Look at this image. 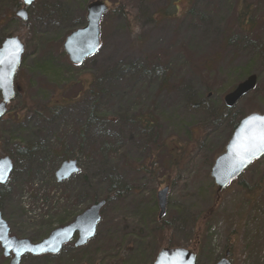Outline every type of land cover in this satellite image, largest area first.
Segmentation results:
<instances>
[{
	"label": "rangeland",
	"instance_id": "rangeland-1",
	"mask_svg": "<svg viewBox=\"0 0 264 264\" xmlns=\"http://www.w3.org/2000/svg\"><path fill=\"white\" fill-rule=\"evenodd\" d=\"M92 1L36 0L23 21L21 0H0V41L19 36L25 45L13 112L0 118V157L14 164L0 184L10 235L40 242L109 198L85 245L74 239L58 254L25 255L20 264H153L165 246L194 245L197 217L217 197L211 168L231 131L212 118L217 101L256 74V89L232 110L264 111V0H176L162 15L169 0H102L109 11L101 49L75 67L63 44L86 24ZM119 8L125 12H112ZM24 100L37 109L16 118ZM55 100L60 107L39 111ZM141 115L158 120L151 134L171 150L148 143L135 121ZM169 153L181 158L177 164ZM64 160H77L80 171L58 182ZM218 204L212 226L196 239L198 264H215L229 243L231 264H264V157ZM3 252L0 245V264H9Z\"/></svg>",
	"mask_w": 264,
	"mask_h": 264
},
{
	"label": "water",
	"instance_id": "water-1",
	"mask_svg": "<svg viewBox=\"0 0 264 264\" xmlns=\"http://www.w3.org/2000/svg\"><path fill=\"white\" fill-rule=\"evenodd\" d=\"M21 1L26 7L31 6L35 2V0H32L31 3H27L26 0ZM108 10V5L102 0L90 2L87 6L86 24L66 36L63 48L74 66H82L86 59L95 55L101 49V21ZM17 16L23 21H27V9L25 7L21 8L17 11ZM17 43L20 48L18 52L16 50ZM24 51L25 45L19 36L6 38L0 47V59L4 61V63L0 64V74L4 77L3 84L0 85L2 95L0 118L6 115L8 105L16 97L14 78L21 66ZM257 84V75H248L246 79L238 83L233 90L225 95L224 104L226 107L233 109L237 102L256 89ZM253 116L264 117V111L262 113L252 112L243 117L228 140L224 152L214 161L211 168V177L217 186L218 194L227 188L232 181L241 177L255 161L264 157V150H262L258 151L250 162L243 159L244 141L242 140V132L245 128V122ZM13 168L14 164L9 156L0 157V170L3 172V179H0L1 185H5L8 182ZM79 171L80 166L77 160H66L61 163L55 176L58 182H64L79 173ZM168 191L169 188L165 187L158 192L159 218H162L166 213ZM105 204V200L92 204L78 215L73 222L56 228L48 237L38 243H33L29 239H19L15 236H10L8 223L0 211V243L6 256L10 255L11 252L14 255L10 264H19L25 254L35 256L57 254L65 244L73 239L75 234L79 235L76 247L85 245L96 234L98 223L101 221L102 208ZM228 256L229 252L215 264H231ZM197 258V254L189 248L179 246L163 247L158 252L153 264H197Z\"/></svg>",
	"mask_w": 264,
	"mask_h": 264
},
{
	"label": "trees",
	"instance_id": "trees-1",
	"mask_svg": "<svg viewBox=\"0 0 264 264\" xmlns=\"http://www.w3.org/2000/svg\"><path fill=\"white\" fill-rule=\"evenodd\" d=\"M191 1V0H190ZM176 0H169V5L167 8H161L159 11H158V14H164L166 10L168 9H171V6H174ZM125 12L124 9H118V10H112V12ZM4 41L1 40L0 41V47H1V44L2 42ZM77 70H79L78 68H76ZM67 88L64 87L63 90H65ZM14 101H12L9 105V110H8V113L14 108ZM217 106H216V109L212 112V118L217 120L219 118H221V120L230 126L231 128V131H230V135L227 137V141L229 140V138L231 137L234 129L236 128V126L238 125L239 121L245 117L246 115H248L249 113H247L248 111L246 109H241L239 112H237V114H235V112H233L232 109H229L226 107V105L224 104L223 100L220 99V101H217ZM34 104H29L28 101L24 100L23 103H22V106L17 110V116L16 118H21L25 115V113L27 111H33L37 108H34L33 107ZM61 105L59 104V101L58 100H55V101H52V102H49L48 104H45V105H42L41 107H39L41 110V113H44L46 112V110H49V109H54V108H58L60 107ZM13 111H11L12 113ZM22 114H21V113ZM7 113V114H8ZM135 121H140V123L142 124V127L143 129L146 131V132H149L148 135H150V137L148 138V143H153L155 144V149H162L163 147H168L169 150H171L172 148L166 144V142H163L160 141V140H156L155 137H154V134H151L152 132L150 131L151 129L155 128V131L159 128V123H158V120L153 116V115H141L139 118L135 119ZM175 146L179 147L180 151L182 150V146L178 145V144H175ZM175 148H173L174 150ZM176 151V149H175ZM169 152V151H168ZM170 155V153H169ZM172 158H173V164H177L175 158L177 155L175 154H172L170 155ZM177 158L181 159L179 156H177ZM63 159H65V157H63ZM175 166V165H174ZM142 169H144V167L142 166ZM147 170V168H146ZM168 176V175H166ZM168 179V178H166ZM239 180V179H238ZM237 181V180H236ZM235 182V181H234ZM233 182V183H234ZM237 185H239L238 188H241L242 190H244L245 192L250 189V191H252V188H250V186L246 185V184H243V182H240L238 183ZM253 195V194H252ZM109 198H105L103 200H108ZM219 200H216L214 202V204L208 209L206 210L205 212H202L198 218V220L200 221L199 223V227H198V230H197V236H196V239L199 237L200 234H202L203 230L205 229L206 227V231H208L210 229V227L212 226L213 222H214V217L217 215V206L219 205ZM1 208V206H0ZM63 226V225H62ZM168 226V223L165 222L163 223V229L167 228ZM167 230V229H166ZM195 239V243L194 245L188 247L190 250L194 251L197 256H198V250H197V240ZM166 247V246H165ZM169 247H172L171 245H169ZM226 248H229L230 251H231V254L232 252L235 250V246H233V244L229 243ZM225 255V254H224ZM223 253L219 256V258L221 259L222 256H224ZM198 264V263H197Z\"/></svg>",
	"mask_w": 264,
	"mask_h": 264
},
{
	"label": "snow or ice",
	"instance_id": "snow-or-ice-1",
	"mask_svg": "<svg viewBox=\"0 0 264 264\" xmlns=\"http://www.w3.org/2000/svg\"><path fill=\"white\" fill-rule=\"evenodd\" d=\"M31 3L32 0H26ZM17 52L20 50L18 43L16 44ZM4 63L0 59V64ZM4 77L0 74V85L3 84ZM243 144V159L250 162L251 158L258 152L264 150V117L253 116L245 122V128L242 132ZM0 179H3V172L0 170Z\"/></svg>",
	"mask_w": 264,
	"mask_h": 264
},
{
	"label": "flooded vegetation",
	"instance_id": "flooded-vegetation-1",
	"mask_svg": "<svg viewBox=\"0 0 264 264\" xmlns=\"http://www.w3.org/2000/svg\"><path fill=\"white\" fill-rule=\"evenodd\" d=\"M35 2H36V0H35ZM35 2H34L32 5H34ZM32 5H31V6H32ZM24 7H25V8L27 9V11H28V9H29L30 6H29V7H26V6L23 4V7H22V8H24ZM68 59H69V58H68ZM16 74H17V73H16ZM14 79H15V78H14ZM16 86H17V85H16L15 82H14V88H15V92H16V95H17L18 90H19V88H20L21 86H17V87H16ZM15 98H16V97H15ZM1 100H2V95H1V92H0V102H1ZM12 101H14V100H12ZM12 101H11V102H12ZM9 105H10V104H9ZM9 105H8V107H7L8 110H9ZM8 110H7V113H8ZM7 113H6V115H7ZM6 115H5V116H6ZM5 116H4V117H5ZM2 118H3V117H2ZM64 161H66V160H64ZM9 178H10V177H9ZM6 184H7V183H6ZM215 187H216V196H217V197H216V200H220V193H219V194L217 193V186L215 185ZM222 192H223V191H222ZM222 192H221V193H222ZM0 211L2 212V209H1V208H0ZM2 214H3V212H2ZM79 215H80V214H79ZM77 216H78V215H77ZM77 216H76V217H77ZM3 217H4V216H3ZM4 219H5V218H4ZM5 220H6V219H5ZM74 220H75V219H74ZM74 220H73V221H74ZM6 221H7V220H6ZM73 221H71V222H73ZM71 222H70V223H71ZM7 223H8V222H7ZM70 223H68V224H70ZM68 224H66V225H68ZM8 226H9V224H8ZM63 226H65V225H63ZM60 227H62V226H60ZM58 228H59V227H58ZM54 230H55V229H54ZM52 231H53V230H52ZM52 231H51V232H52ZM9 234H10V227H9ZM10 236H11V235H10ZM78 238H79V235H78V234H75L74 237H73V239L71 240V241H73L74 239H76V240H75V243H74L75 246H76V242H77ZM44 239H45V238H44ZM44 239H42V240H44ZM42 240H41V241H42ZM71 241H70V242H71ZM31 242H33V241H31ZM33 243H38V242H33ZM0 245H1V243H0ZM65 245H66V244H65ZM65 245H64V246H65ZM1 247L3 248L2 245H1ZM62 249H63V248H62ZM62 249H61V250H62ZM3 251H4V248H3ZM60 252H61V251H60ZM227 252H229V256H228V258H229V260H230V259H231V251H230L229 248H227L226 253H227ZM3 253H4V256H5V257H7V258L11 257V260H12L13 257H14V255H13L12 252H11V254L8 255V256L5 255V252H3ZM25 255H32V254H25ZM25 255H24V256H25ZM43 255H48V254H43ZM225 255H226V254H225ZM225 255H224V256H225ZM24 256H23V257H24ZM33 256H35V255H33ZM38 256H42V255H38ZM224 256H223V257H224ZM23 257H22V258H23ZM11 260H10V262H11ZM21 260H22V259H21ZM10 262H9V264H10ZM20 263H21V261H20ZM20 263H19V264H20Z\"/></svg>",
	"mask_w": 264,
	"mask_h": 264
}]
</instances>
